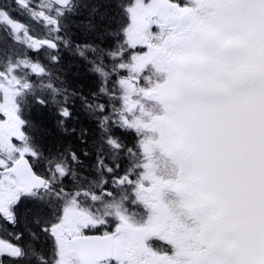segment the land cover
Masks as SVG:
<instances>
[{
  "label": "snow or ice",
  "instance_id": "6c2138e0",
  "mask_svg": "<svg viewBox=\"0 0 264 264\" xmlns=\"http://www.w3.org/2000/svg\"><path fill=\"white\" fill-rule=\"evenodd\" d=\"M0 264H264V0H0Z\"/></svg>",
  "mask_w": 264,
  "mask_h": 264
},
{
  "label": "trees",
  "instance_id": "16d2710c",
  "mask_svg": "<svg viewBox=\"0 0 264 264\" xmlns=\"http://www.w3.org/2000/svg\"><path fill=\"white\" fill-rule=\"evenodd\" d=\"M70 78H76L80 86H82L84 90L87 91V84H88L87 79L83 78L82 76L78 77L76 72L74 70H71V66H70Z\"/></svg>",
  "mask_w": 264,
  "mask_h": 264
}]
</instances>
